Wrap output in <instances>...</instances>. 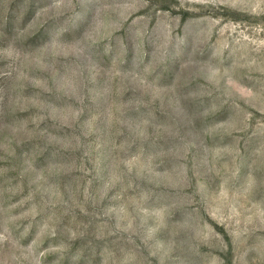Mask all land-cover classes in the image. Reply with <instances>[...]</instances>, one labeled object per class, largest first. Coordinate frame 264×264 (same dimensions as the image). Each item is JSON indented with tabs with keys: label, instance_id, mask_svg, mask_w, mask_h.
Listing matches in <instances>:
<instances>
[{
	"label": "rangeland",
	"instance_id": "obj_1",
	"mask_svg": "<svg viewBox=\"0 0 264 264\" xmlns=\"http://www.w3.org/2000/svg\"><path fill=\"white\" fill-rule=\"evenodd\" d=\"M0 264H264V0H0Z\"/></svg>",
	"mask_w": 264,
	"mask_h": 264
}]
</instances>
